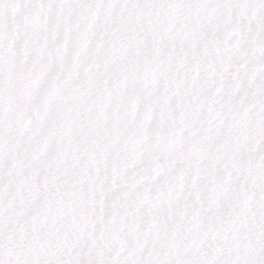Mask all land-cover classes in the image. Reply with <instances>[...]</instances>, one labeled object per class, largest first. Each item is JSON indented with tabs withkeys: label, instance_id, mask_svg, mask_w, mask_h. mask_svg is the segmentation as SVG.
Listing matches in <instances>:
<instances>
[{
	"label": "snow or ice",
	"instance_id": "1",
	"mask_svg": "<svg viewBox=\"0 0 264 264\" xmlns=\"http://www.w3.org/2000/svg\"><path fill=\"white\" fill-rule=\"evenodd\" d=\"M0 264H264V0H0Z\"/></svg>",
	"mask_w": 264,
	"mask_h": 264
}]
</instances>
